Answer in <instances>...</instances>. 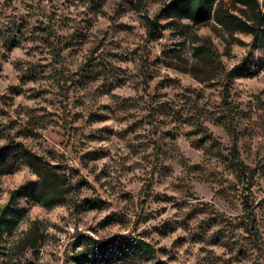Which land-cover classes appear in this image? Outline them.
<instances>
[{
  "label": "rangeland",
  "instance_id": "obj_1",
  "mask_svg": "<svg viewBox=\"0 0 264 264\" xmlns=\"http://www.w3.org/2000/svg\"><path fill=\"white\" fill-rule=\"evenodd\" d=\"M176 1L0 0V146L72 185L43 205L14 196L37 178L25 165L0 174V264H76L85 237L117 235L149 243L147 264H264V49L214 11L253 15L213 0L196 22ZM243 198L262 251L236 226Z\"/></svg>",
  "mask_w": 264,
  "mask_h": 264
},
{
  "label": "trees",
  "instance_id": "obj_2",
  "mask_svg": "<svg viewBox=\"0 0 264 264\" xmlns=\"http://www.w3.org/2000/svg\"><path fill=\"white\" fill-rule=\"evenodd\" d=\"M213 0H177L174 3V10L179 14L193 21L207 20L210 16V3ZM251 11L253 16L237 15L231 10L217 8L214 16L219 24L226 25L238 32L247 33L257 38L264 49V9L258 8L256 0H233ZM244 8V9H245ZM243 9V8H242ZM242 11L243 10H239ZM148 25L152 29L157 28L155 20H148ZM12 32V31H11ZM6 44L10 47L17 45L15 35L8 34L5 37ZM235 67L231 69L233 71ZM3 137V130L0 128V138ZM232 155L230 167L237 172V177H244V172L240 168L243 164ZM20 165H25L37 178L26 182L18 187L13 193L17 197L29 198L43 205L60 203L67 198L71 191L70 179L65 171H59L55 164H51L42 157L36 155L21 142L9 140L0 146V174L10 173ZM243 214L239 217L236 226L240 228L249 239L253 248L262 251V238L259 229L255 225H250L253 221V209L243 198ZM99 206L97 199H82L74 208L76 211L90 210ZM85 249L81 256H76V264H112L114 262L127 259H140L147 264L155 252L152 246L142 239L129 235H117L111 239L84 238ZM149 264H164L161 260H154Z\"/></svg>",
  "mask_w": 264,
  "mask_h": 264
}]
</instances>
